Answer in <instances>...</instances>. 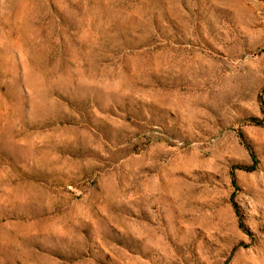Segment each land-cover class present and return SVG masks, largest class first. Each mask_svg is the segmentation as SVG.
Returning a JSON list of instances; mask_svg holds the SVG:
<instances>
[{
    "label": "rangeland",
    "instance_id": "1",
    "mask_svg": "<svg viewBox=\"0 0 264 264\" xmlns=\"http://www.w3.org/2000/svg\"><path fill=\"white\" fill-rule=\"evenodd\" d=\"M0 264H264V0H0Z\"/></svg>",
    "mask_w": 264,
    "mask_h": 264
}]
</instances>
